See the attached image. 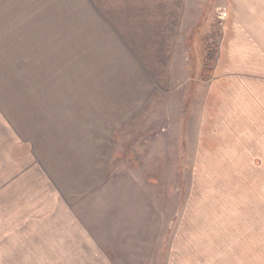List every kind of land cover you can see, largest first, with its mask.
<instances>
[{"label": "rangeland", "instance_id": "374dc122", "mask_svg": "<svg viewBox=\"0 0 264 264\" xmlns=\"http://www.w3.org/2000/svg\"><path fill=\"white\" fill-rule=\"evenodd\" d=\"M245 1L239 21L236 7L215 0L191 9L188 28L196 31L186 28L184 35H191L182 43L175 79L141 101L114 135L109 159L102 151L107 165L101 186L66 203L30 156L29 140L44 131L43 100L75 91L68 81L59 86L44 80L39 63L45 55L28 51L71 47L76 39L64 45L66 39L29 35L75 34L76 27L60 21L46 23L43 31L38 23L20 22L22 16L0 21V264H264V150L246 142L235 152L243 157L239 169L219 166L215 150L231 112L253 111L244 113L242 101L232 108L238 79L252 78V93L264 97V37H257L264 29V0ZM235 34L245 39L232 62ZM206 46L217 47L210 75L203 70ZM67 56L76 61L75 54ZM263 113L254 111L258 126H264ZM232 134L237 142L240 135ZM36 135L43 140V132ZM243 206L250 214L237 224L236 208Z\"/></svg>", "mask_w": 264, "mask_h": 264}, {"label": "crops", "instance_id": "0c3cea01", "mask_svg": "<svg viewBox=\"0 0 264 264\" xmlns=\"http://www.w3.org/2000/svg\"><path fill=\"white\" fill-rule=\"evenodd\" d=\"M210 1L0 0V21L15 22L22 16L20 22L38 23L43 26V31L47 28L46 23L60 21L76 27L75 34L29 35L52 38L56 43L66 39L64 45H71L70 39H76V44L71 45L74 49L63 45L60 48L45 45L37 47L36 51H28L30 54L45 55L44 62L39 63V68L44 69V80L53 79L59 86L67 85L68 81L71 91H75L50 95L43 100L44 107L40 111L44 115L39 117L44 118V131L33 132L35 137L29 140L30 156L43 171L54 196L60 198L61 203L67 202L65 198H76L80 193L84 195L85 190L92 192L101 186L105 180L102 171L107 165L106 159L102 160V151L109 159L108 151L112 149L114 135L139 110L137 106L141 101L148 100L150 93L163 92L165 84L175 79L174 71L180 69L182 43L191 35H184L188 23L191 24V9ZM215 2L222 7H236L235 19L243 20L245 5L248 4L245 0ZM225 27L228 26L223 23L221 38L227 36ZM189 29L191 33L195 27L190 26ZM261 32L257 37H264V29ZM234 37L229 45L232 62L238 56L235 54L237 46L243 44L245 39L238 34ZM69 54H75L76 61H70ZM52 70L56 71L53 75ZM66 70L70 72L66 73ZM251 84L256 85L252 78L238 79L241 96L237 93V101L231 100V103L236 102L232 108L238 107L242 101L248 107L244 108V113L246 110L253 111L247 115L231 112L230 128L221 131V147L215 149L216 156H221L219 166L239 169L243 157L240 152L237 155L235 152L246 148V142H255L258 148L264 150V137L257 136L264 134V126H258L254 119L257 108L260 112L264 110V97L252 93L249 88ZM231 131L240 135L237 142L231 136ZM42 132L43 140L35 139L36 133ZM206 137L212 145V135ZM245 196L244 191L242 197ZM242 208H236L237 214L234 212L233 220L237 224L243 219L246 221V214H250V207ZM253 220L255 222L256 217ZM205 221L207 223L209 219L205 218ZM231 234L236 236L237 233ZM224 237L231 236L228 234ZM226 244H231L230 240Z\"/></svg>", "mask_w": 264, "mask_h": 264}, {"label": "trees", "instance_id": "16d2710c", "mask_svg": "<svg viewBox=\"0 0 264 264\" xmlns=\"http://www.w3.org/2000/svg\"><path fill=\"white\" fill-rule=\"evenodd\" d=\"M205 56L203 61V70L205 69L208 75L211 74L212 69L211 66L215 61L217 55V47L216 46H206Z\"/></svg>", "mask_w": 264, "mask_h": 264}]
</instances>
